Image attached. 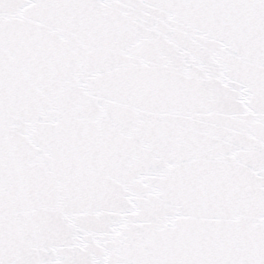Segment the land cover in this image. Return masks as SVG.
<instances>
[{
  "label": "snow or ice",
  "instance_id": "6c2138e0",
  "mask_svg": "<svg viewBox=\"0 0 264 264\" xmlns=\"http://www.w3.org/2000/svg\"><path fill=\"white\" fill-rule=\"evenodd\" d=\"M0 264H264V0H0Z\"/></svg>",
  "mask_w": 264,
  "mask_h": 264
}]
</instances>
